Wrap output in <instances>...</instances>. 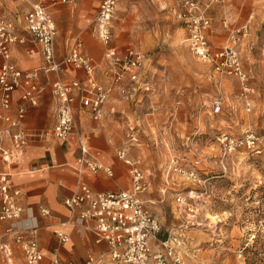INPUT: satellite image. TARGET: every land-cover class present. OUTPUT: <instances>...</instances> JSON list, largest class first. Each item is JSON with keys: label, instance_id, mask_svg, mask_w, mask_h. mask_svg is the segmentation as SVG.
I'll use <instances>...</instances> for the list:
<instances>
[{"label": "rangeland", "instance_id": "rangeland-1", "mask_svg": "<svg viewBox=\"0 0 264 264\" xmlns=\"http://www.w3.org/2000/svg\"><path fill=\"white\" fill-rule=\"evenodd\" d=\"M195 1V15L210 19L205 32L211 50L232 47L246 78L216 71L193 53L188 28L178 16L185 10L182 0H119L112 45L144 55L140 72L149 90L141 89L131 99L118 93L123 101L114 92L108 102L126 121L117 128V145L122 147L131 132L140 138L131 154L141 159L148 178L146 198L163 225L162 237L175 228L180 240L179 260L170 264H264V0ZM28 4L0 0V13L21 16L25 26ZM83 34L88 48L101 55L105 45L93 47L90 28ZM218 100L223 101L221 110ZM41 122L45 127L50 123ZM7 126L0 121V133ZM221 137L239 145L226 150ZM33 144L30 138L23 149ZM173 159L185 170L197 169L201 181L174 170ZM190 190L195 196L187 197L182 210L177 197ZM7 225L1 224L5 234ZM4 240L13 252L7 257L0 251V264H29L14 235ZM53 257L45 254L39 264H51ZM106 264L116 263L106 256Z\"/></svg>", "mask_w": 264, "mask_h": 264}, {"label": "built area", "instance_id": "built-area-1", "mask_svg": "<svg viewBox=\"0 0 264 264\" xmlns=\"http://www.w3.org/2000/svg\"><path fill=\"white\" fill-rule=\"evenodd\" d=\"M30 8L24 15L25 26L14 19L0 13V56L3 64L0 69V121L8 126L0 133V251L9 257L13 250L4 240L6 235H14L16 241L22 243L29 264H39L45 257L38 240L33 236L25 238V233H36L38 226H19L25 213V206L19 202L21 191L15 188L11 180L13 165L18 153L29 144L30 134L23 126L27 104L38 105L43 88L38 84L42 75L46 83L52 88L56 101L55 124L52 130L45 135L52 134L56 138L66 140L70 135L76 134L82 142V154L79 164L91 171L104 170L113 175L111 167L98 161L90 152L85 136L80 127L79 119L74 109V103L79 98L82 106L94 119L101 120L105 117L107 104L114 92L120 93L123 99H131L141 89L149 90V82L142 80L144 75L140 69L143 67L144 55L134 48L120 52L112 45L113 19L119 0H102L98 13L92 23V33L105 45L104 58L107 68L104 75L108 84H102L95 77L98 69L97 63L83 51L81 35L75 36L70 41L68 52L59 57L56 48L58 28L56 20L47 8L48 0H26ZM57 2L58 0H49ZM67 1V0H62ZM185 10L178 12L188 28V42L193 53L202 61L210 62L215 70L222 73H233L246 78L236 51L232 47H225L213 52L206 29L210 19L203 15H195L199 8L195 0H182ZM203 12V11H202ZM39 45L43 56L40 67L23 70L13 61L11 45L25 43L28 40ZM65 66L83 69L87 74L86 80L74 79L64 81L60 78ZM24 81L29 82V87L22 95L21 103L16 114H11L13 93L21 87ZM143 84V85H142ZM223 101H216V108L221 110ZM4 132L8 135L5 137ZM10 138V144L5 143ZM222 142L229 148H236L239 143L235 139L221 137ZM140 138L134 132L128 135L123 146L118 150V157L129 165L132 177V189L117 191H95L85 181L79 184L78 189L67 199L65 205L74 214L78 213L88 221L90 227L97 235L98 241H106L108 250L97 258L89 259L86 264H101L106 256L117 264H170L177 262L179 255L176 243L180 244L175 228H171L166 237H162L163 225L145 198L149 189L141 159L131 154L134 145ZM173 159L176 171L185 174L189 179L199 180L198 170L188 169L178 165ZM194 191L177 197V202L182 210L187 208V197L193 198ZM43 215H50L51 211L45 206L40 207ZM14 223L8 228L6 234L1 229L2 222ZM60 241L66 242L69 236L59 232ZM51 264H70L58 256L52 258Z\"/></svg>", "mask_w": 264, "mask_h": 264}, {"label": "crops", "instance_id": "crops-1", "mask_svg": "<svg viewBox=\"0 0 264 264\" xmlns=\"http://www.w3.org/2000/svg\"><path fill=\"white\" fill-rule=\"evenodd\" d=\"M19 1L28 4L25 0ZM101 2L102 0H58L57 2L48 0L47 8L54 16L58 28L56 39L58 56L63 57L68 52L71 39L81 35L84 53L99 66L95 73L96 79L106 85L108 78L104 75V70L107 68L104 58L105 48L101 55H97L95 51L88 48L83 34L86 28L92 31L93 19L99 11ZM16 16L17 20H14L23 28L24 26L20 23L21 16ZM26 35L27 42L14 43L10 49L13 61L17 62L21 69L30 70L42 65L43 56L39 45L30 40L29 34ZM89 39L95 40L93 47L97 49L104 46L93 33L92 36L89 35ZM23 52L25 55L21 57ZM1 59L2 66L4 60L2 57ZM60 78L64 81L86 80L87 74L83 69L65 66ZM38 84L43 88L39 103L38 105L27 104L23 119V126L33 135L31 140H34V144L20 151L13 165L12 178L21 191V202L26 208L18 224L27 229L41 226V232L37 233L35 238L46 256L55 254L70 264H86L89 259L97 258L107 252L109 246L106 241H98L88 221L78 213L73 214L67 208L65 199L71 196L83 181L95 191L132 189L129 167L117 153L121 147L120 144L117 145V128L126 121L123 115L116 114V111L112 112L116 110L113 102L108 104L104 119L97 120L83 108L79 98L75 101L74 109L85 136L84 142L98 161L112 168L113 175L102 169L94 172L86 167L83 168L79 164L82 142L76 134L70 135L66 140L45 135V132L51 130L55 124L56 101L44 75L38 80ZM28 87L29 82L24 81L21 87L14 91L11 114H16L22 95ZM115 93L116 97H120V93ZM119 100L123 101L121 97ZM41 121H50V127H45L47 124L44 125ZM6 142H10L9 138ZM41 206L49 208L50 215H43ZM7 224V228H12L14 223L7 222ZM59 232L69 236L66 242L60 241ZM38 234H40L39 238ZM104 263L106 264V259Z\"/></svg>", "mask_w": 264, "mask_h": 264}, {"label": "bare ground", "instance_id": "bare-ground-1", "mask_svg": "<svg viewBox=\"0 0 264 264\" xmlns=\"http://www.w3.org/2000/svg\"><path fill=\"white\" fill-rule=\"evenodd\" d=\"M213 218H215L216 216H212Z\"/></svg>", "mask_w": 264, "mask_h": 264}]
</instances>
